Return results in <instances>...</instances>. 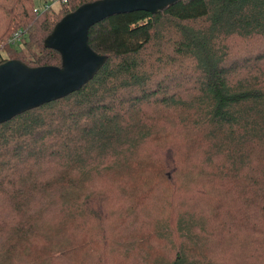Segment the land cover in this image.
<instances>
[{"label": "trees", "instance_id": "trees-1", "mask_svg": "<svg viewBox=\"0 0 264 264\" xmlns=\"http://www.w3.org/2000/svg\"><path fill=\"white\" fill-rule=\"evenodd\" d=\"M94 1L0 0V63L61 66L47 37ZM89 44L92 79L0 123V264H264V0L114 14Z\"/></svg>", "mask_w": 264, "mask_h": 264}, {"label": "water", "instance_id": "water-1", "mask_svg": "<svg viewBox=\"0 0 264 264\" xmlns=\"http://www.w3.org/2000/svg\"><path fill=\"white\" fill-rule=\"evenodd\" d=\"M177 0H96L68 13L45 45L59 51L62 65L32 67L20 59L0 63V123L80 89L98 72L107 56L89 44V29L118 13H155Z\"/></svg>", "mask_w": 264, "mask_h": 264}, {"label": "built area", "instance_id": "built-area-1", "mask_svg": "<svg viewBox=\"0 0 264 264\" xmlns=\"http://www.w3.org/2000/svg\"><path fill=\"white\" fill-rule=\"evenodd\" d=\"M57 2H59L60 4H62V3L67 2V0H52V1H50V2H49V0H44V1L42 2V4L37 5V6L34 8V11H35L37 14H39V13H41V12H43V11H46V10L52 9L53 6H54V4L57 3ZM22 34H23V30H18V31H16V32L14 33L13 37H12V41L14 42V41L18 40V39L21 37Z\"/></svg>", "mask_w": 264, "mask_h": 264}, {"label": "rangeland", "instance_id": "rangeland-1", "mask_svg": "<svg viewBox=\"0 0 264 264\" xmlns=\"http://www.w3.org/2000/svg\"><path fill=\"white\" fill-rule=\"evenodd\" d=\"M39 1H40V2H39L38 5L42 4V2H43L44 0H39ZM50 1H52V0H49V2H50ZM59 6H60V3L57 2V3L54 4L53 9L58 10V9H59Z\"/></svg>", "mask_w": 264, "mask_h": 264}]
</instances>
